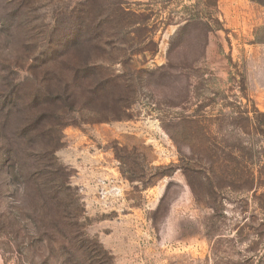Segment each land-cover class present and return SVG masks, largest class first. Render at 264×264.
Here are the masks:
<instances>
[{"label": "rangeland", "instance_id": "374dc122", "mask_svg": "<svg viewBox=\"0 0 264 264\" xmlns=\"http://www.w3.org/2000/svg\"><path fill=\"white\" fill-rule=\"evenodd\" d=\"M76 1L45 0L31 33L0 25V59L22 66L0 72V88L17 82L18 99L27 101L35 78L50 90L61 86L55 72L67 74L56 61L55 72L48 63L28 72L27 56L40 49L15 35L39 46L54 14ZM98 2L102 8L90 0L91 12H104L105 33L118 38L101 43V75L112 79L92 104L101 113L52 121L60 122L55 155L81 197L84 232L104 250L101 263L264 264V0H121L126 20L113 13L116 0ZM168 62L164 78L159 67ZM17 120L0 114V137ZM167 129L192 134L181 144L196 169L189 177ZM4 158L0 264H64L50 206L24 190L16 164ZM38 224L50 229L38 235Z\"/></svg>", "mask_w": 264, "mask_h": 264}, {"label": "trees", "instance_id": "16d2710c", "mask_svg": "<svg viewBox=\"0 0 264 264\" xmlns=\"http://www.w3.org/2000/svg\"><path fill=\"white\" fill-rule=\"evenodd\" d=\"M2 1L0 25H10L13 30H7L8 33H17L21 36L24 35L23 32H34L32 21L36 18L33 16L43 7L45 0ZM94 1L97 7H103L98 0ZM89 2L90 0H78L65 12L54 14L52 17L54 21L49 26L47 36L37 47L33 40L15 35L16 40L24 43L23 47L32 49L34 46L35 49H40L33 54L26 50L30 54L27 57L32 60L27 67L28 72L34 75L35 69L44 63H48V70L56 61L67 74V78L64 79L50 68L51 72H55L54 77L62 79L61 86L50 90L47 85L42 84L43 80L37 81L35 78L39 86L32 96L27 97V101L18 99L17 82H7L8 88H0L2 107L0 114L4 117L16 116L19 119L14 131L0 137V153L5 157V161L16 164V171L25 182L24 190L36 191V200L40 202L42 208L50 206L47 217L52 222L51 228L60 234L59 245L64 264H75L74 261L80 262V260L82 264H102L104 252L99 243L84 232L85 217L81 197L77 188L71 185L69 168L55 155L60 144L58 129L60 122L52 121H59L65 114L80 110H88L95 118L98 117L101 112L94 109L92 104L98 100L96 94L103 88L104 81L112 80L102 78L101 75L102 53H104L101 43L106 44L105 39L108 38H118L105 33L102 27L104 12L97 8L93 14ZM114 7L113 13H118L126 20L130 11L123 7L121 0H116ZM59 16L62 18L59 19ZM186 27L187 24L180 26L174 38L180 39ZM115 50V52L126 51L119 48ZM159 68L168 71V75L165 74L164 78L171 75L172 65L169 62ZM21 69L20 65L0 59V72L12 73L13 70L14 74ZM119 100L123 101L122 98ZM5 108L7 112H3ZM10 108H17V112L8 110ZM121 116V112L115 114L117 118ZM106 117L108 116L100 119ZM167 131L176 143L181 156L179 168L189 177L196 169L183 154L181 144L189 143L192 134L186 132L179 134L175 129H167ZM32 218L35 220L34 217ZM40 227L42 231H39ZM37 228L38 235L50 229L43 224H38Z\"/></svg>", "mask_w": 264, "mask_h": 264}]
</instances>
